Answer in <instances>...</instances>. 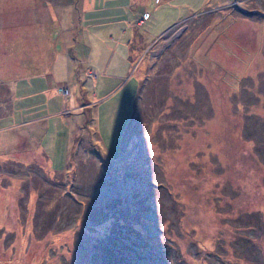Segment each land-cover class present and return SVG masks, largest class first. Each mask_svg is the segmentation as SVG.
Instances as JSON below:
<instances>
[{
    "label": "rangeland",
    "instance_id": "1",
    "mask_svg": "<svg viewBox=\"0 0 264 264\" xmlns=\"http://www.w3.org/2000/svg\"><path fill=\"white\" fill-rule=\"evenodd\" d=\"M69 1L71 67L0 79V264H264V0Z\"/></svg>",
    "mask_w": 264,
    "mask_h": 264
},
{
    "label": "crops",
    "instance_id": "2",
    "mask_svg": "<svg viewBox=\"0 0 264 264\" xmlns=\"http://www.w3.org/2000/svg\"><path fill=\"white\" fill-rule=\"evenodd\" d=\"M65 1L0 0V79L11 77L7 82L10 92L15 94L22 90L25 94L34 95L53 80L49 76H58L55 60L58 58L59 40L67 43L66 64L71 67L69 48L77 36L74 31L75 7L72 3L63 7ZM83 2L88 6L90 0ZM88 7L91 9L90 5ZM32 100L37 101L23 107H39L47 103L31 98L28 102Z\"/></svg>",
    "mask_w": 264,
    "mask_h": 264
},
{
    "label": "water",
    "instance_id": "3",
    "mask_svg": "<svg viewBox=\"0 0 264 264\" xmlns=\"http://www.w3.org/2000/svg\"><path fill=\"white\" fill-rule=\"evenodd\" d=\"M239 9H241V11H243L245 13H248V14H250V13H252L254 11V9H244L242 7H239ZM256 11L262 12V10H260V9H257Z\"/></svg>",
    "mask_w": 264,
    "mask_h": 264
}]
</instances>
